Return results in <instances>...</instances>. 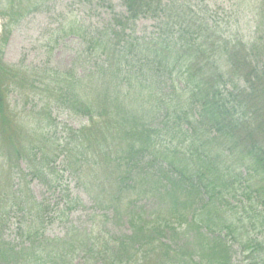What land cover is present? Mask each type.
I'll use <instances>...</instances> for the list:
<instances>
[{
  "label": "trees",
  "instance_id": "16d2710c",
  "mask_svg": "<svg viewBox=\"0 0 264 264\" xmlns=\"http://www.w3.org/2000/svg\"><path fill=\"white\" fill-rule=\"evenodd\" d=\"M97 1L111 10L108 30H63L99 60L74 76L6 63L25 1L4 10L0 208L17 209L22 221L9 239L0 215V264H264L255 236L264 232V46L222 35L186 0H121L122 11ZM162 17L155 32L138 31L141 20ZM52 104L87 119L66 127L56 156L77 153L91 178L103 177L93 199L105 218L125 222L124 234L93 223L46 237L50 204L29 187L51 176L44 118L53 119ZM149 196L154 211L138 205Z\"/></svg>",
  "mask_w": 264,
  "mask_h": 264
},
{
  "label": "rangeland",
  "instance_id": "374dc122",
  "mask_svg": "<svg viewBox=\"0 0 264 264\" xmlns=\"http://www.w3.org/2000/svg\"><path fill=\"white\" fill-rule=\"evenodd\" d=\"M24 1V16L19 20L15 19L11 36L4 47L6 63L22 64L37 69L39 76L40 74L74 76L87 73L90 67L99 62L90 54V46L86 42L75 34L66 35L63 30L70 26L85 27L94 33L108 30L112 14L110 8L105 5L106 2L100 1L99 4L97 0L93 3L90 0ZM111 1L117 11L124 9L121 0ZM186 2L193 7L192 10L200 14L204 23H208L222 35L238 37L249 44L258 43L264 46V0H186ZM177 3L183 4L181 1ZM6 6L8 0H0V39ZM164 21L163 17L143 19L138 24V31L142 34L153 33ZM262 60L263 57L260 61ZM92 92L93 95H97L95 88ZM12 101L14 104L23 105L24 108L31 109L33 106L30 101L22 102L16 94L12 96ZM51 110L54 111L53 123H50L52 118L49 120L44 118L47 125L44 131L50 137V141L54 142L51 146L54 149L53 153H49L50 160H54L51 176H45L42 181L38 179L31 181L29 187L30 194L50 204L46 215L48 219L46 237L61 238L69 228H90L93 223L96 224L97 230L124 234L128 228L125 222L114 220L110 216L105 218L104 211L100 210L93 199L96 190L94 188L97 187L96 178L101 180L103 177L95 174L91 178L87 173L89 170L86 164L79 163L77 153H72L69 159L65 155L56 156L63 149L60 147L65 142L66 127L78 129L88 124L87 119L73 114L60 105L52 104ZM22 167H26V164L23 163ZM47 171L45 170L46 173ZM21 190L27 195V190ZM7 191L12 193L13 190ZM155 203L154 198L149 196L138 205H142L146 211H154ZM1 214H6L7 220L1 233L9 239H14L18 234L17 223L22 221L20 213L15 208H0ZM255 234L259 241H264V232L261 233L258 229ZM236 260L238 264L250 263L249 260L241 262L238 258Z\"/></svg>",
  "mask_w": 264,
  "mask_h": 264
}]
</instances>
